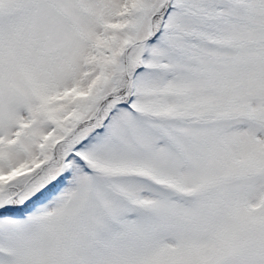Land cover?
Listing matches in <instances>:
<instances>
[{
	"label": "snow or ice",
	"instance_id": "1",
	"mask_svg": "<svg viewBox=\"0 0 264 264\" xmlns=\"http://www.w3.org/2000/svg\"><path fill=\"white\" fill-rule=\"evenodd\" d=\"M0 264H264V0H0Z\"/></svg>",
	"mask_w": 264,
	"mask_h": 264
}]
</instances>
